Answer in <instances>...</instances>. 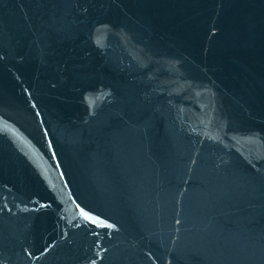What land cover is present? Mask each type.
<instances>
[{"label": "water", "instance_id": "1", "mask_svg": "<svg viewBox=\"0 0 264 264\" xmlns=\"http://www.w3.org/2000/svg\"><path fill=\"white\" fill-rule=\"evenodd\" d=\"M0 264H264V0H0Z\"/></svg>", "mask_w": 264, "mask_h": 264}]
</instances>
